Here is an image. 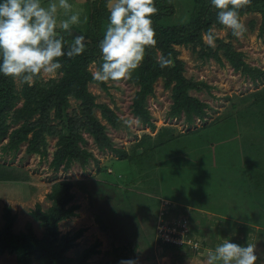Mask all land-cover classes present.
I'll return each instance as SVG.
<instances>
[{
  "label": "rangeland",
  "instance_id": "rangeland-1",
  "mask_svg": "<svg viewBox=\"0 0 264 264\" xmlns=\"http://www.w3.org/2000/svg\"><path fill=\"white\" fill-rule=\"evenodd\" d=\"M171 1L175 13L168 16L166 22L182 23L185 17L188 20L192 0ZM87 2L69 0L73 11L80 13L81 22L74 25L80 30H85L88 22ZM241 21L247 28L242 38L233 36L223 26L215 27L214 31L236 50L242 51L249 65L264 70L261 14H245ZM206 36L204 41L209 45ZM216 47L215 42V47L206 49L210 57L201 58L199 45L176 46L178 57L184 61L185 76L211 86L190 91L191 95L209 105L206 108L207 116L204 119L196 118L193 124L185 120L183 113L178 118L170 116L172 93L164 87L162 78L154 85V95L147 99L156 129L142 125L132 112L131 105L139 90L138 85L129 79L118 83L108 82V89L97 82L89 83V91L95 95L96 101L106 103L117 113L120 127L114 128L102 121L114 146L124 148L130 154L128 159L119 158L110 149L100 150L93 137L86 132L83 133L88 141L85 147L93 151L98 160H90L87 167L74 162L68 170L62 166L55 172L50 161L57 149L56 136L47 137L49 155L46 159L38 154H28L27 143H23L16 152L0 149V228L4 224L3 209L5 205H10L13 212L18 214L15 232L24 230L27 222L32 221L37 235L42 236L44 227L33 219L31 211L37 203L47 209L51 205L47 194L55 182L66 178L75 183L72 189L76 194L73 203L80 204V207L76 216L59 223V229L61 233H66L86 228L75 247L67 252L73 258H77L96 240H101V252L91 258L90 264H121V261L127 260H133L135 264H207L208 254L214 251L209 243L202 247L198 243L197 247L178 254L165 248L162 239H158L157 225L162 206L165 207L166 200L174 198L188 217H197V223L192 222L189 227L195 234L203 231L206 242H210L215 234L222 240L219 244L226 239L242 246L251 242L256 246L259 257L256 264H264V207L262 213L261 208L256 207L259 206V196L264 199V82L255 83L241 71H235L223 53V64L216 61L211 56ZM101 63L102 56L90 63L89 71L93 73L98 70ZM62 74L59 69L54 74L36 79L32 86L14 80L18 98L7 121L9 133L23 121L16 122L14 113L24 105L25 92L36 94L37 91L32 90L34 85L39 83L44 86L47 82L58 80ZM69 100V111L80 108V99L70 97ZM96 114L100 116L98 109ZM124 120L135 123L129 127L122 122ZM167 129L170 131L164 134ZM196 130L201 134L192 135ZM171 134L177 137L174 141L169 140ZM6 142L7 139L2 140L0 146ZM138 142L141 144L136 147ZM157 144L162 145L168 163H164L167 157L161 160V156H157V149L148 150L150 157L136 159L145 148ZM9 172L12 174L10 177L5 174ZM155 177L160 178L152 186L150 184ZM245 178L260 179V188L253 184L252 188H246L245 182L241 186ZM115 184H120V187ZM199 185L205 187L206 191L202 193L196 187ZM126 188L129 191L126 192ZM129 195L130 198L126 200L125 196ZM155 198L160 200V205L153 201ZM175 201L167 211L168 218L173 220L183 215ZM233 224H238L243 232H233ZM230 232L235 236H230ZM0 264L19 263L15 254L5 253L0 254ZM32 264L39 263L35 261Z\"/></svg>",
  "mask_w": 264,
  "mask_h": 264
},
{
  "label": "trees",
  "instance_id": "trees-1",
  "mask_svg": "<svg viewBox=\"0 0 264 264\" xmlns=\"http://www.w3.org/2000/svg\"><path fill=\"white\" fill-rule=\"evenodd\" d=\"M88 4V22L85 30L72 27V35L64 34L65 40L70 44L75 35L85 37L84 51L77 56L66 55L61 58L63 72L58 80L47 82L44 86L39 83L32 87V90L37 91L36 94H26L24 105L18 107L14 113L15 121L23 120L22 123L9 133L8 119L11 116L15 101L18 98L14 80L0 74V143L7 139V142L0 146V149L8 152H16L23 143H27L26 152L28 154H38L42 159L48 158V136L58 137L57 149L53 153V158L50 161V166L55 172H58L63 166L64 170H68L74 162H78L82 167H87L90 160L98 162L93 151L85 147L88 143L83 135L84 132L90 134L98 148L102 151L110 149L119 155L121 159H128L130 154L124 148L115 147L111 137L107 134V126L102 120H105L114 128L120 127L121 121L117 113L106 103H98L95 95L89 91L88 85L90 82H97L92 78V73L89 71L91 62L101 57L99 42L103 38L106 25L108 23V10L106 0H95ZM156 7L159 9L158 14L152 17L153 27L156 32L157 45L154 49H148L142 65L133 73L129 81L139 86L133 97L132 112L137 117L138 121L151 129H156V125L152 120V114L147 107V99L154 95L155 83L162 78L164 87L170 89L172 93L173 103L170 109L171 117H180L182 113L185 115V120L189 124H193L196 118L204 119L207 116L206 108L209 105L202 102L198 97L191 95V90H202L203 87L210 88L211 86L200 81H195L185 76L184 61L180 59L179 50L176 46L189 45L201 46L199 55L201 58H209L204 36L208 30L215 27H222L216 20V10L211 6V0H192V8L189 13L187 22L169 23L166 22L168 16L175 13L173 2L169 0H154ZM248 13H259L262 17L261 33L264 34V0H252L251 6L240 10V18ZM215 42L217 47L213 50V56L216 61L223 64L221 53L226 60L231 64L235 71H241L243 75L249 76L253 82H264V70L258 67L249 65L244 60L242 51H238L230 42H226L223 38L216 37ZM157 57H165L171 60L169 67L161 68L157 63ZM100 83V82H97ZM105 89H108L106 83H100ZM41 86V87H40ZM70 97H75L81 100L80 108L69 111L71 106ZM264 100V92L262 94ZM100 111V116H97L96 110ZM37 115V116H36ZM167 129L165 133L169 132ZM198 136L200 131L196 130L191 133ZM171 134L170 141H174L177 137ZM170 141L166 142L169 143ZM160 142V144H166ZM141 144L137 143L136 147ZM150 148H145L144 152L137 155L136 159L148 156L149 149H157V156L164 159V150L162 145ZM159 146V149L157 148ZM161 147V148H160ZM209 148V146H206ZM148 151V152H147ZM152 152V151H151ZM153 153V152H152ZM151 153V154H152ZM168 157L164 163H168ZM105 169V168H104ZM182 170V168H181ZM184 171V170H183ZM254 169L251 170L253 172ZM250 172V173H251ZM150 173V172H149ZM8 177L12 175L5 173ZM210 175V174H207ZM251 175V174H248ZM148 176V174L146 175ZM256 176V175H255ZM4 177V176H3ZM149 177V176H148ZM150 178V177H149ZM160 177L152 178L150 185H155V182ZM249 188L254 185L257 189L260 188L261 180L258 178H245L243 185ZM234 183V182H233ZM120 187V184H115ZM75 183L70 179H60L52 186L51 191L47 194L51 205L47 209H43L40 203L31 211L34 220L39 221L44 227L42 236H38L32 221H28L24 230L15 232L14 227L18 218V214L13 212L10 205H5L3 209V227L0 228V254H15L19 264H32L37 261L39 264H90L91 258L101 252V240H96L93 244L86 247L77 258L67 255V252L75 247L78 239H80L86 230L82 227L74 232L61 233L59 223L72 216L77 215V209L80 204L73 203L76 194L73 192ZM129 187V186H127ZM203 193L205 187L196 186ZM252 188V187H251ZM85 189V187H84ZM129 191L128 188L125 190ZM134 196V194H133ZM125 196V199H129ZM169 199V198H166ZM167 204V209L170 210L173 206V199ZM158 205L160 200L153 199ZM259 206L264 207V199L261 195L257 199ZM179 208V203L175 201ZM185 207V206H183ZM182 209V208H181ZM183 211L182 216L190 223H197V217L187 216V212ZM264 214V211H263ZM159 215V214H158ZM233 232H243L238 224H233ZM230 231V228L229 230ZM228 235V233H226ZM230 236H235L231 235ZM205 233L195 234L193 229L189 228L188 239L196 241L199 245L212 248L222 241L214 234L210 242H206ZM161 241V240H160ZM165 248L176 251L178 254L182 250H188L191 246L184 243L162 242Z\"/></svg>",
  "mask_w": 264,
  "mask_h": 264
},
{
  "label": "clouds",
  "instance_id": "clouds-1",
  "mask_svg": "<svg viewBox=\"0 0 264 264\" xmlns=\"http://www.w3.org/2000/svg\"><path fill=\"white\" fill-rule=\"evenodd\" d=\"M251 3L252 0H211L217 22L237 38L247 32L240 10ZM106 7L108 23L99 42L102 63L92 78L100 83H118L131 79L147 50L156 47L152 17L159 9L154 0H106ZM80 22V13L73 11L69 0H0V74L32 86L36 79L56 73L62 67L61 58L84 51V36L75 35L70 44L64 37L72 35V27ZM216 37L210 28L206 42L215 47ZM157 63L165 68L171 60L157 57ZM122 122L129 127L135 123ZM258 258L253 243L242 246L226 239L208 254L207 264H256Z\"/></svg>",
  "mask_w": 264,
  "mask_h": 264
},
{
  "label": "built area",
  "instance_id": "built-area-1",
  "mask_svg": "<svg viewBox=\"0 0 264 264\" xmlns=\"http://www.w3.org/2000/svg\"><path fill=\"white\" fill-rule=\"evenodd\" d=\"M168 204V200L166 201ZM167 204L162 206L157 225V237L162 241L173 243H188L192 248L197 247L198 242L188 239V221L184 216H177L176 220L169 219L167 216ZM164 207V208H163Z\"/></svg>",
  "mask_w": 264,
  "mask_h": 264
}]
</instances>
